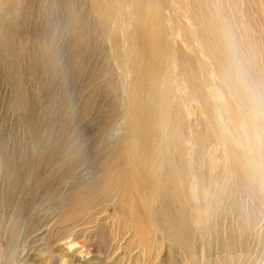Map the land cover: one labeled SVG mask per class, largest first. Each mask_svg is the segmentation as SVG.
I'll return each mask as SVG.
<instances>
[{
  "label": "rangeland",
  "instance_id": "rangeland-1",
  "mask_svg": "<svg viewBox=\"0 0 264 264\" xmlns=\"http://www.w3.org/2000/svg\"><path fill=\"white\" fill-rule=\"evenodd\" d=\"M219 3L224 12L213 22L231 52L212 35L217 56L199 51L196 62L208 67L200 75L208 112L173 66L170 125L161 142L170 137L167 153L174 158L181 149L189 166L186 184L174 196L165 192L177 213L159 211L157 232L141 225L137 197L128 189L120 197L114 176L95 185L135 120L128 104L133 77L124 78L111 46L115 27L104 29L91 0H0V264H62L58 249L73 255V264L105 251L110 264H264V154L257 150L264 114L248 86L259 78L264 88V0ZM168 13L186 52V40H194L182 24L187 14L177 3ZM119 51L132 59L127 48ZM246 74L253 75L242 78L247 85L237 83L242 105L226 79ZM245 115L253 133L243 128ZM191 150L199 152L194 160Z\"/></svg>",
  "mask_w": 264,
  "mask_h": 264
},
{
  "label": "bare ground",
  "instance_id": "bare-ground-1",
  "mask_svg": "<svg viewBox=\"0 0 264 264\" xmlns=\"http://www.w3.org/2000/svg\"><path fill=\"white\" fill-rule=\"evenodd\" d=\"M173 3L179 4L180 8L186 12L187 18L182 24L188 35L194 38V40H191L190 46L186 40L185 46L188 47L186 52L178 44L176 36L173 35L172 21L174 16L172 14L169 16L168 13ZM90 8L93 16L99 20L105 30H108L111 26L116 29L111 34V46L113 52L115 51V59L125 71L124 78L133 77L130 82L133 94L128 97V104L131 106L129 114L135 116L134 123L127 125L126 139L122 141L117 153H114L106 161L107 164L102 172V177L95 185L106 183L108 179L111 180L114 176L117 186L121 189L120 197L125 200L126 193L124 189H128L137 197L136 209L139 211L141 225L152 224L158 232L159 226L155 215H159V211L164 212L166 217L177 213L172 211L168 205L165 192L167 189L172 190L170 194L174 196V193H177V188H179V183L180 188L186 184L189 166L186 155L183 151H180L181 149L176 151L175 159L167 153L166 143H170V137L165 139V146H163L164 142H161V139L165 138L164 128L170 123L168 117H170L169 113L172 110L170 101L172 99L173 66L176 65L175 68L177 66L180 68L191 93L205 102V80L200 78V75H207L208 67L201 65L199 69L196 62L199 51L205 57L210 56V54L212 57L217 56L215 44L211 39L212 35L221 40L224 39L227 44V55L231 52L230 39L224 35V31L217 25L215 27L213 22L214 14L217 16L222 15L224 8L219 0H91ZM213 11L215 12L213 13ZM120 46L127 48L133 54L130 61L127 58V51H119ZM241 59L242 66L249 69L248 60ZM249 76L253 75L246 74L244 77L226 79L228 89L233 92L235 98L242 105L245 97L241 94V87H243V84L247 85L242 78H248ZM248 86L256 91L258 106L264 114V88L259 78L253 84H248ZM204 109L205 112L209 111L206 102L204 103ZM228 113L232 121L237 122L234 112L230 110ZM246 120L249 121V124L246 123L247 121H242L243 124L245 123L243 128L253 133L251 126H254V124L247 118ZM173 128L176 131L178 130L176 122H173ZM207 141V135L198 138L196 144L199 152L208 144ZM173 142L176 146L181 145L180 139H175ZM257 150L258 154H264V144L257 146ZM190 152L193 155V160L199 156L197 151L191 150ZM117 166H121V168L116 171L119 168ZM115 167L117 168L115 169ZM194 176H197L196 172ZM93 195L91 198H93ZM99 213L94 211L91 216ZM87 224L88 222L81 223V234L83 235L88 229ZM90 233H93V231ZM83 247L85 245L81 244V248ZM58 252L61 253L62 264H73V255L69 256L61 249H58ZM109 261L108 252L105 251L102 257L93 255L88 264H110Z\"/></svg>",
  "mask_w": 264,
  "mask_h": 264
}]
</instances>
